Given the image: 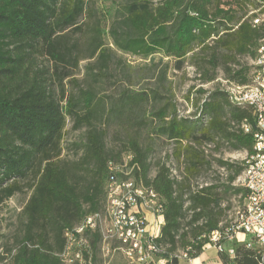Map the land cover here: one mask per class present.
<instances>
[{"label":"trees","instance_id":"obj_1","mask_svg":"<svg viewBox=\"0 0 264 264\" xmlns=\"http://www.w3.org/2000/svg\"><path fill=\"white\" fill-rule=\"evenodd\" d=\"M84 2L0 0V204L22 193L24 182L31 181L32 191L23 209L24 233L16 239L12 262L62 264L61 255L68 247L66 234L89 215L103 213L109 166L123 163L124 155L132 157L135 183L151 187L164 202L157 213L164 218L162 227L160 223L157 227V243L164 248L161 258L166 264H179L176 253L190 248L188 260H196L208 237L220 228L223 213L216 184L192 185L212 167L202 147L220 139L232 150L252 153L257 131L254 109L232 103L222 87L207 93L198 117L190 119L164 104L157 90L135 91L117 82L110 84L123 90L107 97L109 103L89 86L77 96L62 87L58 98L53 91L54 74L62 84L72 75L62 65L78 64L76 58L69 59L71 52L62 33L81 30L77 24L85 11ZM245 6L264 15V0H120L105 33L117 51L145 63L160 55L181 71L192 54V65L204 82L215 83V72L223 66L225 80L244 87L254 80L249 76L251 67L239 64L235 70L233 65L239 57L257 61L264 40V18L255 25L258 14L246 19ZM93 31L87 50L88 59L95 62L88 74L98 80L99 88L109 71L111 49L106 47L99 23ZM198 51L209 58H199ZM41 58L53 64V74ZM68 118L74 130L86 128L85 142L79 146L82 157L76 162L60 160ZM115 124L127 137L122 141L115 135L121 147L110 150L106 140L110 125ZM144 133L150 139L145 146ZM157 140L174 146L178 175L164 163L150 179ZM218 163L230 172L235 169L230 182L244 169ZM86 236L93 263L101 251V235L96 231ZM235 249L234 259L218 254L222 264L257 263L252 249L244 245Z\"/></svg>","mask_w":264,"mask_h":264},{"label":"rangeland","instance_id":"obj_2","mask_svg":"<svg viewBox=\"0 0 264 264\" xmlns=\"http://www.w3.org/2000/svg\"><path fill=\"white\" fill-rule=\"evenodd\" d=\"M83 1H85V11L77 24L81 30L69 29L62 33V35L66 37L68 51L71 52L69 59L76 58L78 64L76 67L70 64L62 65L64 69L72 73L69 78L62 81V84L60 83L61 81L59 82L57 80L58 76L54 74L56 80L53 91L58 98L61 97L62 87L67 91V94L77 96L80 91L87 90L89 86L95 90L97 96L99 90V96L104 100L106 99V103H109L110 100L107 97H111L113 94L116 95L120 90H123V88L119 89L118 86L114 87L112 86L113 84H110L117 82L125 88L129 87L135 91L146 90L151 92L152 90H157L163 97L164 104L168 103L173 105L180 117H187L190 119L198 117L199 108L203 100L208 96L207 93L222 87L224 91L230 95L232 85L230 84L231 81L225 80L226 73L223 66H220L215 72L217 76L216 82L207 83L201 80V72L192 65V54L188 56L184 68L181 71H176L171 60L162 59L160 55L153 58L152 62L146 61L145 63V61L132 57V55H125L117 51L111 42V38L105 31L109 28V25L112 24L113 12L120 0ZM153 1L158 2L160 0ZM244 9L247 10L246 13L248 14L246 19H250L255 13L258 14L255 19L262 20L264 18V15L259 13V11H255L251 6H245ZM98 23L101 29H103L102 36L104 37L103 40L106 47L111 49L110 61L108 64L109 71L105 74V83L101 84L103 86H99V88L98 80L96 81L91 74H88V72L91 71L88 67L91 63H94L95 60L88 59L89 50H87L89 41L95 34L93 29L98 28ZM201 57L208 59L209 54H202L199 52V58ZM41 62L50 68L51 74L54 73L55 68L52 66L53 64L49 63L45 58H41ZM255 62L256 60H251L250 58L239 57L233 66L235 70L239 68V64H247L250 68L251 64H255ZM61 70L63 71L62 67ZM93 71L98 73L95 67ZM95 124L98 128V114ZM110 126V133L106 140L107 146L110 150L115 147L117 150V147L120 148L121 145L116 136H119L120 140L124 141L126 140L127 132L122 131L116 124ZM125 130H129V128H125ZM85 134L86 128L74 130L73 122L68 118L61 142L62 154L60 160L76 162L82 157L79 146L85 142ZM149 140L147 134L144 133L141 139L143 145L150 144ZM202 150L205 151L207 159L212 163V167L207 170L198 181L192 182L193 188L198 185H203L206 181L207 183L216 184L219 187V191L221 192L220 205L223 209L221 225H229L234 222V216L244 205V193L242 187H240L243 171L236 175L234 182H230L229 178L233 175L232 173L235 172V169L230 172L226 168L221 167L218 161L227 162L235 167L244 166L247 152L232 150L226 142L220 139L213 143H205ZM153 152L155 153L152 157L153 165L150 179L155 176L157 167L164 163L171 167L174 176L178 175V171L176 170L177 163L173 158L174 146L172 144L165 143L163 140H157ZM125 156L126 155L123 157L124 160L130 159L128 156ZM120 164H122L119 166L120 169H117V167L116 169L124 170V163H116V165ZM128 167L130 168V160ZM120 179L126 181L127 175H120ZM30 183L31 181L24 182V190L22 193H17L9 200L0 204V264H14L12 262V256H14L16 252V239H20L24 233L25 217L23 209L32 192L28 186ZM138 186L146 187V185L140 184ZM237 238L247 242L251 240L249 237L244 238L243 236H238ZM225 247L229 249V243H226ZM180 253L181 251L176 253L179 264H200L198 260L192 262L182 258ZM216 256H218V254L213 247V249H203L202 255L199 258L202 259V264H220L219 260L213 259ZM61 260L62 264H69L62 255ZM93 264H128V262L120 251H116L114 255L109 258H105L101 251H99L96 261L93 262Z\"/></svg>","mask_w":264,"mask_h":264},{"label":"built area","instance_id":"obj_3","mask_svg":"<svg viewBox=\"0 0 264 264\" xmlns=\"http://www.w3.org/2000/svg\"><path fill=\"white\" fill-rule=\"evenodd\" d=\"M259 25L258 19L254 21ZM261 63L251 64L249 76L260 81L259 97L254 99L234 100L241 103L248 102L257 120L255 144L257 155L247 164V171L252 170L253 177L247 186L251 208L240 210L234 216V222L212 232L208 237L209 243L203 248L216 249L218 254L226 253L230 259L236 257L235 245H244L246 250H253L256 264H264V79L258 78L256 67L264 69V40L259 47ZM232 98V96H231ZM233 100V98H232ZM124 170H117L116 163L111 162L109 177H113V187L106 193V203L103 213L89 215L72 230L73 251L65 254L70 264V257L75 253H82V264H93L90 242L87 233L98 231L101 235V253L105 258L120 251L128 264H166L161 258L164 248L157 243L160 237L156 234V226L164 223V218L157 216V206H164L157 196L151 194L150 188L134 187L132 185L133 171L129 168V160H124ZM120 175H127V182H120ZM124 228H132V237L124 235ZM75 234L83 235V243H75ZM238 236L250 238L249 242L241 241ZM230 248L226 249L225 244ZM190 248L181 251V257L188 259ZM87 254V257H85ZM192 261V260H190Z\"/></svg>","mask_w":264,"mask_h":264},{"label":"bare ground","instance_id":"obj_4","mask_svg":"<svg viewBox=\"0 0 264 264\" xmlns=\"http://www.w3.org/2000/svg\"><path fill=\"white\" fill-rule=\"evenodd\" d=\"M259 24L261 23L260 20L258 19ZM259 54H260V50H259ZM257 63H261V56L259 55L257 61L255 62V64ZM253 64V63H252ZM258 73V78L260 79H264V69L263 66H257V70H256V74ZM232 85L231 89H230V99L232 100V103L238 105V106H248V102L245 103H241L239 101H234V100H240V99H254V98H258L259 97V91L258 88H260V81L257 82V78H254L253 82L250 85H246V86H239L233 82L230 83ZM232 96V98H231ZM245 132L249 131V127L246 125L244 126ZM257 155V147L256 144L254 145V151L252 153H247V157L244 160V166H243V173H242V182H241V186H247L248 185V181L250 178L253 177L252 175V170H248L247 171V164L251 163V159L253 157H255ZM128 157L130 158V163L132 161V157L130 155H128ZM120 165H116L117 169H120L119 166ZM135 166H131L130 168H134ZM111 169V164L109 166V170ZM120 182H127V181H122L120 179ZM132 185L134 187H144V186H138L137 183H135V180L132 179ZM111 187H113V177H109L108 182H107V186H106V193H109V190L111 189ZM145 188H150L151 190V194L155 195L154 191L152 190L151 187L146 186ZM243 190L246 191V198L244 199V205L238 210V212L240 210H245V209H249L251 208V203H250V198L248 196V189L247 187H242ZM159 201V200H158ZM162 210V206H157V213L161 212ZM158 226H156V234H158ZM124 235L126 237H132V228H124ZM67 239H68V247L66 249V251L64 252V254H62V256L66 259L65 254L67 252H72L73 251V244L72 242V230H70L67 234ZM75 243H83V235L82 234H75ZM82 264L83 263V256L82 253H75L72 254V257H70V264Z\"/></svg>","mask_w":264,"mask_h":264},{"label":"crops","instance_id":"obj_5","mask_svg":"<svg viewBox=\"0 0 264 264\" xmlns=\"http://www.w3.org/2000/svg\"><path fill=\"white\" fill-rule=\"evenodd\" d=\"M160 225H161V227H162L163 223H160ZM161 227H160V228H161ZM216 253H217V251H216ZM217 254H218V253H217ZM212 258H213V257H212ZM213 259L219 260L220 264H222V261L219 259V256H216V257L213 258ZM197 260L200 262V264H202V259H201V258H198V259H196V260H192V262H193V261L196 262Z\"/></svg>","mask_w":264,"mask_h":264}]
</instances>
